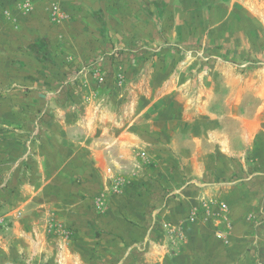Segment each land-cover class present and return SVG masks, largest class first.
Listing matches in <instances>:
<instances>
[{
  "label": "rangeland",
  "instance_id": "1",
  "mask_svg": "<svg viewBox=\"0 0 264 264\" xmlns=\"http://www.w3.org/2000/svg\"><path fill=\"white\" fill-rule=\"evenodd\" d=\"M129 2H132L130 8ZM136 3L135 7L134 0H126V22L115 19L114 16H120L111 12L110 34L92 56L68 51L43 53L40 59L19 51L0 56V97L5 92L31 95L26 103L31 113L27 135L36 142L41 122L49 120L41 116L45 108L39 95L50 94L53 103L48 107L49 112L58 111L56 79L68 77L70 73H74V81L79 84V79L90 82L101 72L105 81L100 84L104 88L98 95L104 99L98 106L103 103L114 117L130 118L142 110L144 148H138L130 165L116 162L104 165L112 179L110 194L113 195H123L127 186L134 191L140 183L150 190L159 185L166 189L167 185L156 176L163 173L162 168L165 173L166 166L178 175L181 158L171 145L181 144L179 135L193 120L191 115L195 113V122L203 120V113L211 111L251 115L260 104L256 98L258 85L254 84L262 80L264 83V0H136ZM114 7L116 10L124 8L118 4ZM245 14H256L261 20H242ZM131 15L134 17L128 20ZM139 34L141 36L136 37ZM60 42L65 44V40ZM103 48L105 53L101 52ZM81 59L86 62L85 68L76 70L77 60ZM61 61L69 68H55L54 64ZM98 65L100 71L92 68L97 69ZM23 79L30 80V84H23ZM8 80L11 81L9 86L5 85ZM231 82L237 86V102H232ZM263 91L264 86L260 93ZM79 95L86 98L82 91ZM224 97L225 100L221 99ZM70 100L60 101L64 109H76L78 102L75 98ZM3 102L0 100L1 107ZM14 105L19 107V113L0 111V128L13 130L15 123L25 125L26 119L21 117L23 102L16 101ZM39 116L45 120L40 121ZM205 119L208 124L210 116L206 115ZM8 137L10 135L0 134L2 141ZM233 176L232 179L237 180L235 186L244 187L245 173ZM161 178L168 181L165 175ZM154 180L159 181L158 186L152 185ZM117 181L123 186L114 191ZM216 182L217 185L211 183L214 189L224 184L212 195L216 198L215 205L205 211L202 229L191 228L185 236L181 232H153L149 243L148 240L143 243V249L140 244L137 247V240L123 233L81 230L66 222L59 226L54 216L51 217L53 214H48L44 221L46 228L41 230L48 245L52 244L47 248L46 264H60L59 252L62 264H116L120 260L122 264H240L245 259L248 264H264L263 208L256 212L245 211L240 201L246 196L234 195L230 191L234 188H229L225 179ZM222 202L228 205L227 211L221 209ZM0 232L2 238H12L3 224H0ZM27 258L20 257L12 264H28Z\"/></svg>",
  "mask_w": 264,
  "mask_h": 264
},
{
  "label": "crops",
  "instance_id": "2",
  "mask_svg": "<svg viewBox=\"0 0 264 264\" xmlns=\"http://www.w3.org/2000/svg\"><path fill=\"white\" fill-rule=\"evenodd\" d=\"M134 3L136 7V0ZM115 4L124 8L116 10ZM130 5L132 2L128 8ZM111 12L120 16H114L117 20L127 19L126 0H0V56L16 51L39 59L43 53L65 51L92 56L110 34ZM245 16L242 20H261L256 14ZM132 17L128 16V20ZM101 52L105 53L104 48ZM84 59L77 60L76 70L85 68ZM71 62L74 63L73 59ZM56 64L59 70L69 68L62 61ZM92 68L101 70L99 65ZM74 77L70 73L56 79L58 111L49 112L48 107L53 103L50 94L39 95L45 108L41 116L49 120L43 122L45 119L39 116L42 122L37 142L27 135L31 113L26 103L31 95L5 92L0 97L4 101L0 111L19 113L14 102H23L21 117L26 119L25 125L15 123L13 130L0 128V134L10 135L7 140L0 139V224L12 236L4 239L0 232V264L15 263V259L24 256L30 264H46L47 248L52 244L48 245L41 230L46 228L44 221L51 213L59 226L66 222L81 230L123 233L137 240L140 249L144 242L149 243L153 232L165 230L185 236L191 228H203L205 211L215 205L216 198L212 195L224 184L214 189L211 183L217 185L218 179L227 180L229 188H234L230 190L234 195L246 196L240 201L245 211L256 212L259 208L264 211V91L260 93L263 80L254 84L258 85L256 98L260 104L251 115L211 111L203 113L204 119L198 122L193 121L195 113L191 115L193 120L179 135L181 144L171 145L181 158L178 175L166 166L165 173L162 168L163 173L156 176L167 185L166 189L154 180L152 185L159 186L152 190L140 183L134 191L127 186L123 195H113L110 194L112 179L104 165H113L112 162L130 165L138 148H144L142 110L130 118L114 117L103 103L98 106L104 99L98 93L105 76L99 72L95 76L97 82L82 78L79 84ZM23 80V84H30V80ZM7 82L4 84L9 86L11 81ZM235 85V82L229 84L232 102L238 101ZM80 91L86 98L80 97ZM72 98L78 102L76 109H64L60 101H72ZM206 115L210 120L213 117L212 123L208 120L207 124ZM238 173L246 175L247 182L242 188L235 186L237 180L231 177L236 178ZM187 181L192 184L188 185ZM173 191L174 195L168 197ZM101 196L105 199L102 208L99 207ZM58 255L62 264V253ZM116 264H122V260ZM240 264H248V259Z\"/></svg>",
  "mask_w": 264,
  "mask_h": 264
},
{
  "label": "built area",
  "instance_id": "3",
  "mask_svg": "<svg viewBox=\"0 0 264 264\" xmlns=\"http://www.w3.org/2000/svg\"><path fill=\"white\" fill-rule=\"evenodd\" d=\"M100 79L101 80H103V77H100ZM187 184L189 185V184H192V182L190 181H187ZM123 186V184H122V182H120V181H117V183H116V187H115V189H114V191H119L120 189H121V187ZM174 191L173 192H171V193H169L168 195V197H172L173 195H174ZM105 202V199H104V197L103 196H101L100 197V199H99V207L100 208H102L103 207V203ZM221 209L223 210V211H227L228 210V205L226 204V203H224V202H222L221 203ZM264 217V216H263ZM191 219H193V216H191ZM261 219H262V217H261ZM261 224V223H260ZM219 236L220 237H222L223 236V234H219Z\"/></svg>",
  "mask_w": 264,
  "mask_h": 264
}]
</instances>
